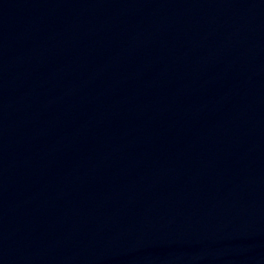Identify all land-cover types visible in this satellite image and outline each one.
I'll list each match as a JSON object with an SVG mask.
<instances>
[{
	"label": "water",
	"instance_id": "1",
	"mask_svg": "<svg viewBox=\"0 0 264 264\" xmlns=\"http://www.w3.org/2000/svg\"><path fill=\"white\" fill-rule=\"evenodd\" d=\"M0 264H264V0H0Z\"/></svg>",
	"mask_w": 264,
	"mask_h": 264
}]
</instances>
